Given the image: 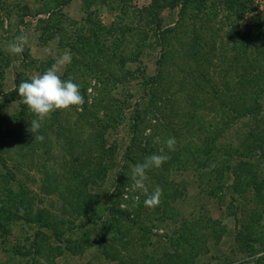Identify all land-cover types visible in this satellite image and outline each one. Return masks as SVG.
<instances>
[{
    "label": "rangeland",
    "instance_id": "1",
    "mask_svg": "<svg viewBox=\"0 0 264 264\" xmlns=\"http://www.w3.org/2000/svg\"><path fill=\"white\" fill-rule=\"evenodd\" d=\"M150 2L0 0V140L20 107V95L10 92L64 53L71 62L55 65L58 74L77 83L84 98L54 110L43 135L27 136V154L11 147L5 156L0 148V264H264V187H258L264 153L247 148L255 119L245 115L219 130L211 124L217 150L207 163L205 154L204 164L186 158L187 151L177 159V149L200 145L207 134L181 129L177 118L195 110L209 120L218 105L208 83L199 81L202 94L191 104L190 82L182 87L158 69L163 50L172 53L175 68L182 64L184 43L159 42L154 31L174 26L180 7L167 5L155 19L144 12ZM248 8L239 24L264 17V0H251ZM219 11L230 42L234 8L226 3ZM18 37L26 38L23 51L10 54ZM159 71L165 80L158 103L149 101L144 80ZM260 105L264 113V97ZM138 114L136 135L131 126ZM37 137L47 144L33 143ZM96 143L105 149L101 159ZM154 153L168 158L146 170L138 189L132 168ZM157 188L158 203L146 205Z\"/></svg>",
    "mask_w": 264,
    "mask_h": 264
},
{
    "label": "trees",
    "instance_id": "2",
    "mask_svg": "<svg viewBox=\"0 0 264 264\" xmlns=\"http://www.w3.org/2000/svg\"><path fill=\"white\" fill-rule=\"evenodd\" d=\"M226 3L227 6L234 8L235 14L231 27L233 32L229 38L230 42H224L220 28L221 22L218 20L220 5ZM167 5L180 7L179 19L172 27L166 26L154 31L157 33L156 36L159 42L163 41L170 46L172 41L175 44L180 41L184 43L182 64L175 68L172 53L170 51L166 53L163 50L157 62L158 69L161 67L159 70L165 71L167 76L172 74L175 80L180 81L182 87L188 81L190 82L192 95L189 103L191 104L197 103V94H202L199 90V81L208 83L211 89L209 95L217 101L218 105V109L214 108L213 118L209 120H205L202 115L195 113V110L186 112V116L182 113V116L180 115L181 117L177 118L176 125L181 129L192 130L193 132L202 129L207 133L205 138L200 141V145H196L195 142L191 141L188 142L186 149L182 148L183 146L177 149L176 153H179L177 159L182 157L183 151H187L188 154H184L186 158L194 159L198 163L204 161L202 154H205L207 163L210 154L216 148L213 142L212 130L223 129L233 119L245 115H251L255 119V125L252 127V133L249 136L253 146L247 148L257 147L261 153H264V113H262L260 105L261 99L264 97V17L258 16L257 19L259 20H255L251 24H239L238 19L243 18L247 11L252 10V8H248V5H251V0H151L149 6L144 8V12L146 11L149 17L156 16L155 19H157L159 10ZM190 10L192 12L187 14L186 11ZM188 20H191L192 23H189ZM82 53L84 52L82 51ZM82 58L79 55V58L75 60V64H80ZM168 67H171L172 72ZM160 71L153 78L144 80L145 90L147 87V95L150 96L149 101L158 103L163 100L164 95V89H159L158 86L165 80L164 75H160ZM167 76L166 79H168ZM177 76L180 78L177 79ZM215 79H221L218 83L219 86H217ZM18 83L19 81L15 80V84L18 85ZM16 91V89H13L10 94H14ZM5 94L6 92L3 94L4 98L10 95L9 93ZM136 104L137 107L138 102ZM19 106L17 113L7 119L4 124L6 134L0 140V148H3L6 152L4 153L5 156L12 149L11 147L23 150L25 154L30 152L27 136L31 134L38 135V133L43 135L45 125L54 116L53 111H51L40 121L41 126L38 132L32 133L31 120L37 119V117L24 104L22 99ZM134 111L137 112V109ZM217 116L218 120L215 122ZM134 119L131 128L134 132L136 128L135 134L137 135L140 114ZM213 123L215 127L211 130L209 126ZM101 127L103 126L100 125L99 128ZM105 127H108L107 124H105ZM16 129L19 130L18 133L23 135L22 139L15 137ZM136 135L131 140L133 144ZM43 138H34L33 143L38 141V144L44 146L47 142ZM96 141L103 143L104 138H98ZM98 143L94 144V147L97 156L99 155V159H101L102 151H105V149L100 148ZM129 148L133 149V145H130ZM38 150H42V147L39 146ZM151 152H154L153 149ZM10 159L14 160L13 157ZM173 161L170 160L171 163ZM241 165L248 166L246 162ZM237 185L242 186L241 184ZM258 187H264V182H260ZM259 190L257 188V191ZM51 225L49 224L47 227L53 231V234H57V228Z\"/></svg>",
    "mask_w": 264,
    "mask_h": 264
},
{
    "label": "clouds",
    "instance_id": "3",
    "mask_svg": "<svg viewBox=\"0 0 264 264\" xmlns=\"http://www.w3.org/2000/svg\"><path fill=\"white\" fill-rule=\"evenodd\" d=\"M25 42V37H18L16 41L8 45L9 53H22ZM70 62V53H64L55 61L53 67L41 74L33 76L30 80L21 81L17 86L16 90L24 104L37 117V119L31 120L30 126L32 133L38 132L41 126L40 121L51 111L65 109L73 105H80L84 102V98L80 93V86L71 79H62L55 66ZM166 143L168 148L172 150L176 141L170 137ZM167 158L166 155L154 153L146 157L144 162L137 163L132 168L135 187L143 189L146 170L159 167ZM159 194V189H155L147 196L145 204L154 205L158 203Z\"/></svg>",
    "mask_w": 264,
    "mask_h": 264
}]
</instances>
